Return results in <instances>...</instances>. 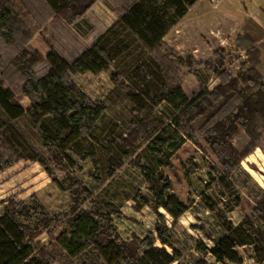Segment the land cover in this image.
<instances>
[{
	"label": "trees",
	"instance_id": "obj_1",
	"mask_svg": "<svg viewBox=\"0 0 264 264\" xmlns=\"http://www.w3.org/2000/svg\"><path fill=\"white\" fill-rule=\"evenodd\" d=\"M48 16L73 25L81 34L92 26L85 16L98 0H36ZM200 0H125L115 7L117 19L98 35L94 42L68 59L52 49L44 58L29 43L36 34L28 17L35 3L29 0H0V39L15 46L10 62L11 74H0V172L20 160L41 164L54 183L63 188L46 154L36 148L29 133H36L57 169L66 172L75 162L68 155L73 151L91 158L95 167L100 159L85 147L96 142V131L114 134L113 128L99 125L107 114L103 100H92L72 78L73 74L110 73L114 88L132 105V120L120 134L122 150L117 166L131 157L147 142V149L160 157L171 158L190 141L214 154L219 184L233 193L230 174L241 161L264 141V75L259 70L261 51L248 33L238 39L247 51L248 67L237 75L223 67L220 58L215 72L219 83L189 95L182 86L183 58L165 43V36ZM37 7V5H36ZM245 41L251 44L244 45ZM191 59V58H189ZM3 55L0 51V64ZM44 62L46 70L38 74L36 66ZM8 83V84H7ZM29 99L26 108L21 98ZM165 105L171 117L159 107ZM24 121V125L20 123ZM241 129L242 139L233 140V127ZM85 147V148H84ZM124 157L123 159L121 158ZM132 164H136L134 161ZM152 183L153 178L147 175ZM166 183L152 185L154 200L150 206L159 220L154 231L144 236L121 238L111 218L112 211L96 206L85 208L94 193L79 178L70 177L68 190L74 199L68 227L56 238L69 259L81 264H183L182 252L175 247L173 226L188 206ZM148 204V201L147 203ZM35 212L40 224L31 227L20 221L29 217L31 208L23 200H10L0 216V264H53L54 257L40 236L50 232L55 216L35 199ZM163 208L174 219L168 225ZM252 214L264 229V194L253 206ZM226 234L213 247L199 241L197 249L211 255L216 262L242 263L238 246H254L255 258L264 262V230L251 220L234 226L222 219ZM159 242V244H158ZM192 264H210L202 257Z\"/></svg>",
	"mask_w": 264,
	"mask_h": 264
},
{
	"label": "rangeland",
	"instance_id": "obj_2",
	"mask_svg": "<svg viewBox=\"0 0 264 264\" xmlns=\"http://www.w3.org/2000/svg\"><path fill=\"white\" fill-rule=\"evenodd\" d=\"M29 1L35 3V7H31L28 11L30 13L28 20H30L31 27L36 30L29 45L38 50L44 58L52 49L60 51L68 59L75 57L83 48L89 46L92 41L94 42L98 36V30L106 26L103 22L95 27L91 35L81 37L73 25L54 17L50 18L44 6L38 4L36 0ZM258 1L234 0V4L250 10V5ZM124 2L125 0H98L96 4L105 5L106 3L111 13L117 16L114 8L120 7ZM97 6L91 9L87 14L88 17L93 19L102 17L103 21L107 20L108 23L110 20L104 13H101ZM193 12L190 17L187 16L179 21L164 38L165 43L183 58L180 68L182 86L191 96L198 94L204 88L212 89L219 83L215 69L220 58L224 62V69L233 75H237L249 65L247 51L238 39L241 35L234 40L237 33L222 32V37L227 40L224 44H220L221 36L212 38L209 30L202 32L204 34H199L190 24V18L196 16ZM91 30L89 32L93 31ZM258 34L255 30L253 31L255 37V39L252 38L253 45L257 48L259 45L256 44V37L261 36ZM251 43V41H245L244 45ZM260 45L263 63L259 65V70L264 74V42ZM195 49L197 51L194 52ZM0 51L3 55L0 74L9 75L14 71L10 69V62L16 53L15 46L6 44L0 39ZM36 70L38 74H42L46 70L45 63L38 64ZM72 78L78 88L92 100H103L107 105V114L99 125V129L113 128L114 134L104 139L103 136L106 133L97 130L96 142L92 146L91 141L84 144L90 149V153H96L100 164L95 167L91 158H83L82 154L78 155L70 151L68 155L75 164L71 165L66 172H61L50 160L39 136L36 133H29L30 136L34 135L32 142L36 148L48 157L47 162L55 171L63 188H59L54 183L38 162L24 159L17 161L0 172V216L6 212L10 200H23L31 208V215L21 216L20 221L25 225L36 227L40 224V218L35 212L34 204L35 199L39 200L50 215L55 216L49 228L50 232H45L40 236L41 241L47 244L54 257L53 264H81L83 258L81 260L69 259L56 241V238L68 227L71 208L74 204L72 194L66 190L70 177L79 178L93 191V200H89L84 205L86 209L90 210L98 206L103 210L108 208L112 211L111 218L121 238L145 235L149 229L153 228L155 221L159 218L150 206L151 201L154 200L151 187L152 185L162 187L168 183L171 186L170 190L188 206V210L172 227L173 232L177 234L174 238L175 244L183 249L184 256L181 263L192 264L204 257L210 264H236L216 262L211 255H204L197 250L196 244L203 241L209 246L213 245L224 232L226 233L222 219L230 221L234 226L251 220L260 231L264 230L252 214L253 206L264 194V141L260 147L241 161L239 168L231 172L233 193L226 191L219 184L217 173L213 169L217 163L214 154L206 147L199 148L190 141L185 142L169 159H166L165 155L158 157L152 154L147 149L148 143L143 142L139 149L131 157L125 158L123 165L118 167L116 159L122 152L119 136L125 133L132 120V105L118 89L113 90L109 72L98 75L78 73L73 74ZM21 102L26 106L29 104V99L23 97ZM159 111L168 118L171 117L165 105L160 106ZM20 123L25 124L24 121ZM241 132L242 129L238 125L233 127V140L236 144L242 139ZM121 158L124 157L121 156ZM132 161L136 164H132ZM147 175L153 178L152 183L147 180ZM147 201L148 204H146ZM159 211L165 215L169 225H172L174 221L172 216L163 208ZM258 242L264 248V240ZM237 250L243 258V262L239 264H264L256 260L254 246L242 245L238 246Z\"/></svg>",
	"mask_w": 264,
	"mask_h": 264
},
{
	"label": "crops",
	"instance_id": "obj_3",
	"mask_svg": "<svg viewBox=\"0 0 264 264\" xmlns=\"http://www.w3.org/2000/svg\"><path fill=\"white\" fill-rule=\"evenodd\" d=\"M97 5H99V6H97ZM96 6L101 10V13H104V15L106 17H108V19L110 21H108V23H107V20L103 21L102 17H101V19H98V17L96 19H93L92 17L90 18L87 15L85 18L90 23V25L93 27L92 28L93 31L91 30L92 32H88L87 34H81L78 31H76L81 37H85V35L86 36L91 35L94 32L95 27L99 26L100 24H103V22H104L106 24V26L103 29L101 28L98 30V32H99L98 35H100V34L104 33L107 30V28L112 26L113 23L117 19V16H115L113 13H111V9L107 6L106 3H105V5L99 3V4H96L95 7ZM95 7L93 9H95ZM250 7H251L250 10L243 8L239 4H234V0H200L195 6H193L189 10V12L186 14V16L183 17L181 20H183L187 16L190 17V14L194 11L193 14L195 13L196 16L190 18L191 26L194 27L195 31H197L199 34H204L202 32L209 30V32L212 34V38H215V37L218 38L221 36V43L220 44H224L225 41L227 40V38L222 37V32H224V33L225 32L237 33L236 37L234 36V38H235L234 40H236L239 35L242 36L246 33H249L252 36V38L255 39V37L253 35V31L255 30L256 33H259L258 35H261L260 37H256V39H257L256 44L259 45V48H261L260 44H262V42H264V0H259L257 3L251 4ZM197 10H199V11H197ZM168 34L166 36H168ZM232 34H234V33H232ZM230 38L233 39V37H230ZM207 39H211V38L207 37ZM92 43H93V41H92ZM91 44H89V46ZM50 51L47 52L45 57L50 53ZM195 51H197V50L195 49L194 52ZM262 63H263V59H261V64ZM29 105H30V103L28 105H26V106L24 105V106L26 108H28ZM156 223H157V220L155 221L153 228L149 229L148 232L154 231ZM168 225H169V223H168ZM169 226H172V225H169ZM225 234L226 233L224 232L223 235H225ZM139 236H144V235H139ZM175 236H177V234L175 232H173V239L175 238ZM130 237H128V238H130ZM215 244H216V241L214 242L213 245H210V246L208 245V246L213 247ZM174 245H175V247H177L182 252V254L184 256L183 249H180L175 244V239H174ZM196 249H197V244H196Z\"/></svg>",
	"mask_w": 264,
	"mask_h": 264
}]
</instances>
